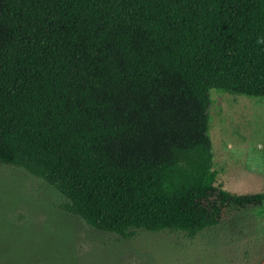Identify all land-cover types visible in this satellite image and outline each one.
Wrapping results in <instances>:
<instances>
[{
	"label": "trees",
	"instance_id": "obj_1",
	"mask_svg": "<svg viewBox=\"0 0 264 264\" xmlns=\"http://www.w3.org/2000/svg\"><path fill=\"white\" fill-rule=\"evenodd\" d=\"M213 90L264 98V0H0V167L97 231L194 237L264 204L218 182Z\"/></svg>",
	"mask_w": 264,
	"mask_h": 264
},
{
	"label": "rangeland",
	"instance_id": "obj_2",
	"mask_svg": "<svg viewBox=\"0 0 264 264\" xmlns=\"http://www.w3.org/2000/svg\"><path fill=\"white\" fill-rule=\"evenodd\" d=\"M210 135L219 183L264 193V98L211 91ZM68 200L25 169L0 167V264H264V204L194 237L97 231Z\"/></svg>",
	"mask_w": 264,
	"mask_h": 264
}]
</instances>
